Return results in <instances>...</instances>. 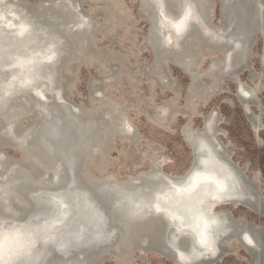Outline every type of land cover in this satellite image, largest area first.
<instances>
[{"label":"bare ground","instance_id":"6f19581e","mask_svg":"<svg viewBox=\"0 0 264 264\" xmlns=\"http://www.w3.org/2000/svg\"><path fill=\"white\" fill-rule=\"evenodd\" d=\"M67 1L49 0L44 5L27 0H0V132L9 124L16 123L13 133L21 139L19 152L14 147L4 146L12 142L0 135V168L5 170L0 178V222L9 221L16 225L31 222L33 227L42 226L31 255L25 257L26 264H94L101 254L136 246L145 235L149 237L150 245L161 244L166 231L160 219L146 215L145 211L140 218L132 217L129 208L143 199L146 211L156 210V194L149 195L147 191L150 185L158 184L163 178L166 184L177 188L187 186L196 171L220 181L224 191L201 179L191 194L165 188L168 195H161L159 200L161 211L175 225V230L193 238L191 247L186 237L177 241L181 261L212 255L213 263L218 262L227 253H233L227 245L235 242L248 253V264H263L264 227L233 218L228 207L243 206L264 217V201L257 188L244 180L243 169L232 161V152L224 149L219 141L225 133L220 129L222 119L215 110L203 117L202 128L187 126L183 129L182 136L192 150V163L183 174L165 173L156 164V157L148 155L149 169L126 179H119L111 172L98 179L90 177L89 162L95 161L106 167L111 138L138 143L139 137L122 105L104 96V86L88 83L89 99L101 98L98 104L87 107L64 95L61 96L63 103L57 101L56 94L62 92L67 81L62 70L80 60L83 61L81 64H88L83 59L91 54L90 42L94 40L98 27L86 11L80 9L74 13L67 6ZM72 1L77 3L79 0ZM184 1L180 7L181 0H140V13L147 12L149 21L146 39L152 49L154 63L150 69L146 68V73L151 85L164 90L169 88L171 79L164 67V62L169 61L189 76L188 91L192 99L189 108L196 112L198 106L206 108L214 97L227 92L222 82H234L246 118L252 130L259 133L261 117L251 110V107H259L257 91L247 87L239 77L247 73L250 81L257 78L251 79L257 73L254 74L247 61L251 56L249 47L253 33L261 36L264 50V2L222 0L220 24H214L208 14L209 0ZM154 3L155 10L152 8ZM162 4L167 12L161 8ZM187 18L198 22L206 32L205 36L200 29H189ZM25 20L34 25L36 37L24 32ZM83 24L89 27L74 30ZM177 24L180 30L185 26L179 43L173 33L181 32L177 30ZM207 34L218 42L207 41ZM162 42L177 48L174 51L162 49L159 46ZM206 50H217L222 56L211 60L208 70H199L201 56ZM55 51L57 58L49 61L48 57ZM98 56L102 57L101 54ZM228 56H231V68L227 78L221 80V66L227 68ZM259 58L264 63L262 53ZM108 67L112 74L118 70L115 62H109ZM205 74L213 77L211 83L201 80ZM25 80H31L32 86L21 87ZM29 90L43 96L44 91H48L51 100L47 104H39ZM16 92H19L18 96L14 95ZM39 109L44 110L45 116L36 114L35 110ZM22 119L29 120L25 127L18 125ZM3 147L16 149L22 159L5 155ZM208 147L212 151L218 148L216 162L206 154ZM233 173L239 190L232 182ZM56 174L57 182L53 185L50 178ZM136 180L138 183L133 184ZM131 196L134 198L132 202L122 203L118 212L112 210L114 203ZM253 197L258 198L250 202ZM64 206L70 210L68 215ZM100 215L108 222L103 228L106 234L114 232L116 226L121 230L113 244L103 245L97 252L93 248V238L98 236V232L92 228H102ZM204 220L209 224L207 230L203 227ZM85 226H89L88 231ZM3 230L6 226L0 229ZM201 232L207 236V246L200 244ZM222 232H227L231 238L214 243L215 237ZM239 235L247 242L256 243L261 251L245 248ZM55 248L63 254L56 253ZM80 256L82 260L78 259Z\"/></svg>","mask_w":264,"mask_h":264},{"label":"rangeland","instance_id":"374dc122","mask_svg":"<svg viewBox=\"0 0 264 264\" xmlns=\"http://www.w3.org/2000/svg\"><path fill=\"white\" fill-rule=\"evenodd\" d=\"M212 2L210 19L214 24H220L218 0ZM139 5V0L81 2L82 10L100 25L95 33L92 49L94 54L100 53L102 58L99 60L93 54L89 56L88 64L77 66L76 73L73 74L67 69L64 71L65 75L71 78L66 87L67 97L76 104L88 107L100 102L89 101V81L104 86V96H109L122 105L139 137L138 143L111 138L105 163L106 171L99 172L92 163L89 171L97 178L111 172L123 180L139 171L148 170L150 160L147 157L151 155L156 157V164L165 173L181 175L192 163V150L182 136L183 129L187 126L202 128L203 117L215 110L222 119L220 129L225 133L220 137L222 144L232 152V161L244 169V176L247 179L255 178L261 199L264 201V67L260 65L259 58L262 53L261 36L255 33V40L250 49L251 56L247 61L253 71L261 75L253 81L248 79L247 73L239 77L247 87L257 91V104L262 107V111L259 107H251V110L261 117V130L255 133L237 98L234 82H222L226 85L227 92L214 97L206 108L198 106L196 112L189 108L192 104L188 91L189 76L173 67L169 61L164 62L171 79L169 88L164 90L157 85H151L146 73L154 63L153 52L146 39L149 32L148 14L145 11L139 13ZM207 37L213 44L218 42L208 34ZM221 54L217 50H206L201 56L198 69L208 70L210 61L221 57ZM109 62L123 67L122 74L112 77ZM201 80L211 83L213 77L205 75ZM2 150L12 157H21L14 148L3 147ZM164 160L167 163H164ZM228 208L233 218L244 219L264 227V217L247 208ZM227 247L233 249V253H227L220 261L212 264H248L250 257L242 246L233 242ZM137 256L138 253L135 252L132 258L124 263H117L115 258H111L103 264H177L155 254L147 255L145 261L139 260Z\"/></svg>","mask_w":264,"mask_h":264},{"label":"water","instance_id":"95a60500","mask_svg":"<svg viewBox=\"0 0 264 264\" xmlns=\"http://www.w3.org/2000/svg\"><path fill=\"white\" fill-rule=\"evenodd\" d=\"M27 1L29 3H39V2H42L44 5H47L49 3V0H34V1L27 0ZM81 2H82V0H79L77 3H73L72 0H68L66 2V4H67V6L74 13H76L80 9H81V11H83L82 8H81ZM139 3H140V0H139ZM184 3H185V1L184 0H181L180 7H182L184 5ZM212 3H213L212 0H209L208 14L210 13V9H211V4ZM221 4H222V0H218L219 19H220V8H221ZM152 8H153V10H155L157 8L155 3L153 4ZM161 8L165 12H167V9H166V7L163 4L161 5ZM138 12L140 13V9H138ZM193 13H196V10L195 9H193ZM25 21H24V26H25L24 27V32H27L28 35H32L33 37H36V35H38V34H36L37 32H36V29L34 28V25L32 24V22H29L27 20H25ZM187 21H188L189 29H192V28H197L198 30L200 29L199 31L202 34V36L203 35L205 36L206 32H204L202 30V28H201V26H200V24L198 22H196L194 20H188V18H187ZM83 27H89V25H87V26L84 25V24L83 25H78V26L74 27V30H79V29H82ZM99 27H100V25L98 24V27L95 29L96 32L98 31ZM184 29H185V26H184V28H181V30H180L181 32H177V31H174L173 32V33H175L177 35V43H179L180 39L182 38V33H183ZM95 33H94V40H95ZM205 39H207V41H210L211 42L210 39H208L206 37H205ZM94 40L90 42V50H92V51H91V54L89 56H91V55L94 54V51L92 49ZM254 40H255V33H253V35H252V42L250 43V47H249V55L251 54L250 49H251V46H252ZM60 45H59V47H60ZM168 45L169 44H165L164 42H162V43L159 44V46L162 49L169 48ZM238 47H240V46H238ZM176 48L177 47H173V46L170 47V49L173 50V51L176 50ZM94 55L99 60L102 58V57H99L98 54H94ZM99 55H100V53H99ZM262 55H264V50L262 51ZM89 56H87L83 60L84 61H87L88 58H89ZM52 58L53 59H56L57 58L56 51H55V53H52ZM82 62L83 61L80 60V61H78V62H76V63H74L72 65H69V66L64 67V70H62L63 75L66 77L67 81H66L65 85L63 86L62 92L60 94H56V99H57V101L59 103H63V101L61 100V96L62 95H64L65 97L68 95L67 94L66 87H67V84H69L70 81H71V78L67 77L65 75L64 71L67 69L71 73L74 74L76 72V70H77V66L81 65ZM223 63L225 64V59H224ZM226 63L228 64L227 68H225V66H221V69L223 71L222 72L223 75H222L221 80H223L224 78H227V74H228V72H229V70L231 68L230 67V64H231V56H228L226 58ZM260 65L264 67V63H263L262 60L260 61ZM117 67H118V70L116 71L115 74H112L113 76H117L118 74H120L123 71V67H121L119 64H117ZM254 74H255V72H254ZM259 75H261V74H256L255 76L252 75L253 77L251 79H254L255 77H258ZM99 80H101V78H99ZM89 83H91V81H89ZM220 85H221V83H220ZM224 86H225V84H224ZM28 92L32 96V98L36 102H38L39 104H47L51 100V94L48 91H44V96L43 95H40V94H36V93H34L33 91H30V90ZM14 95L15 96L16 95L18 96L19 95V92H16ZM99 100H101V98H90L89 99V101L91 103H95V102H97ZM259 108L262 109V107H261L260 104H259ZM35 112H36V114H38L39 117L45 116V112H44L43 109H39L37 111L35 110ZM28 121L29 120L22 119V120H20V122H18V125H20L21 127H25L28 124ZM15 125H16V123L9 124L7 126V128L3 132H0V135H3V136L8 137L11 140V142H12V144L4 145V146L14 147V148H16L20 152V150L18 149V145L20 144V140L21 139L15 137L14 136V133H13ZM219 141L221 142L220 139H219ZM217 149H215V151H212L211 148L209 149V147L205 149L206 154L209 156V158L212 160V162H216L217 161V154H216V150ZM224 149L227 150V148L225 146H224ZM5 155L10 156V155H8L6 153H5ZM10 157H12V156H10ZM12 158H14L16 160H21L22 159V157L21 158L12 157ZM91 163L93 164L94 168H96L99 171H102L103 170V172L106 171L105 165L104 164H98L95 161L94 162L91 161V162H89L87 164L88 174L90 175V177L92 179H98L97 177H95L89 171V166H90ZM243 172H244V169H243ZM4 173H5V170L0 168V178L4 176L3 175ZM231 176H232V182H234L237 190H239L240 189V186H239V183L236 182V179H237L236 174L233 173V175H231ZM57 178H58V175L57 174L55 176H52L50 178V182L52 180L53 185H55L56 182H57ZM244 180L245 181H249L254 187L257 188L258 191L260 190V188L255 183V178L247 179L244 176ZM137 183H138V180H136V181L133 182V184H137ZM257 198L258 197L250 198L249 201L252 202L254 200H257ZM133 199L134 198L131 196V197H128L125 200H122V201H120L118 203H114V205L112 206V210L118 212L120 210V208H121V204L122 203H130V201L132 202ZM145 204H146V201L145 200H143V199L138 200L136 205L130 206V208H129V214H131L132 217L140 218L141 217V213H143L145 211L146 212V215L160 219L161 225H162V227L166 231V236H165L163 242L161 244H159V245L152 246L149 243V237L145 235L142 238V240H140L138 242V244L136 246L124 247V248H122L120 250V252H117V251L116 252L115 251H112L111 252L110 251V252H106L104 254H101L99 256V258L95 261L94 264H103L106 260H109L111 258H115L116 261H117V263H124V262L128 261L129 259H131L132 256H133V254L135 252L138 253L137 258L139 260H142V261H145V258H146L147 255H149V254H155V255H158V256H160L162 258H165L167 260H171V261H173V262H175L177 264H196L198 262L199 263L201 262L202 264H212L213 263V256L212 255H210V256H203V257L201 256L200 258H196V259L193 258V259L188 260L186 262H182L181 261V258H180V253H179L177 241L179 239L183 238V237H186L189 240V245L191 247L193 245V238L190 235H188V234H182V233L180 234V233H178L175 230V225L171 222V220L168 218V216L164 212H162V211L157 212L156 210H147L146 211L145 210ZM243 204H245V203H243ZM64 209L66 211V214L68 215L70 213V210H68V207H66V206H64ZM99 219H100V225L102 226V228L101 227H99V228L98 227H93L92 228V230H95L96 232H98V234H97L98 236H94V238L92 237L93 238V242H94L93 243V245H94L93 248H95V250H97V252L100 251L101 246L113 244L115 242V240L117 239V236L119 235V232L121 230V227L120 226H116V230L114 232H112L111 234H106L104 232V229L106 228V226L108 224V222L106 223V221H107L106 220V217L100 215L99 216ZM105 224H106V226H104ZM85 227H87V228H85V230H87L89 228V226H85ZM85 230L82 229L81 231H85ZM228 235L229 234L227 232H222L220 234V236L217 235L215 237L214 243H217L219 240H221L223 238H228V240H229L231 237L228 236ZM239 238H240L239 239L240 242L242 243V245L245 248H249V249H252V250L257 251V252L261 251V249L257 246L256 243L245 241L244 238L241 235H239ZM89 244L90 243H87V245H89ZM54 251L56 253H58V254H63V252H61L57 248H55ZM263 251H264V249H263ZM216 255H218V252L216 253ZM82 258L83 257L80 256L78 259L79 260H82ZM178 262H180V263H178Z\"/></svg>","mask_w":264,"mask_h":264},{"label":"snow or ice","instance_id":"6c2138e0","mask_svg":"<svg viewBox=\"0 0 264 264\" xmlns=\"http://www.w3.org/2000/svg\"><path fill=\"white\" fill-rule=\"evenodd\" d=\"M176 27L179 31L180 25L177 24ZM51 59L52 56H49L48 60L50 61ZM15 79L16 77L13 76V80ZM23 86H32V81H23L21 87ZM201 163H204V161H201ZM201 179L208 183L215 184L216 188L219 191H224V187L220 181L215 180L214 178L208 176L206 173H202L199 171H196L194 173V176L192 177V182L187 186L177 188L176 185L166 184L164 179L161 178L158 184L150 185L147 191L149 195H152L153 193L156 194L155 200L157 201V203L155 207L156 211L160 212L161 207L159 205V200L161 199V195L165 197L168 195V193L164 191L165 188H168L169 191L174 190L178 193L187 192L191 194L201 183ZM53 199H55V197H53ZM36 219H38V217ZM5 226L6 230L0 231V264H26L25 257L31 255L32 249L35 247L42 226L36 225L35 227H33L31 222H29L27 225H16L10 223L9 221L0 222V229H4ZM203 227L205 230L208 229L209 224L207 220L203 221ZM200 235V244L202 246H207V236L205 235V232H201Z\"/></svg>","mask_w":264,"mask_h":264}]
</instances>
